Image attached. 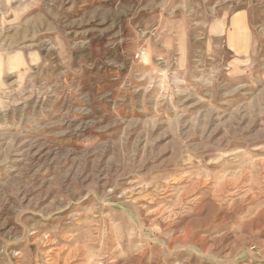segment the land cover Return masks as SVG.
I'll return each mask as SVG.
<instances>
[{
  "label": "rangeland",
  "instance_id": "1",
  "mask_svg": "<svg viewBox=\"0 0 264 264\" xmlns=\"http://www.w3.org/2000/svg\"><path fill=\"white\" fill-rule=\"evenodd\" d=\"M0 264H264V0H0Z\"/></svg>",
  "mask_w": 264,
  "mask_h": 264
}]
</instances>
